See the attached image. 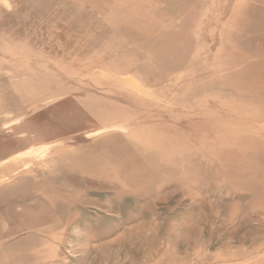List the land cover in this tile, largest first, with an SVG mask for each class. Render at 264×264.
I'll list each match as a JSON object with an SVG mask.
<instances>
[{"label":"rangeland","instance_id":"1","mask_svg":"<svg viewBox=\"0 0 264 264\" xmlns=\"http://www.w3.org/2000/svg\"><path fill=\"white\" fill-rule=\"evenodd\" d=\"M0 264H264V0H0Z\"/></svg>","mask_w":264,"mask_h":264},{"label":"bare ground","instance_id":"2","mask_svg":"<svg viewBox=\"0 0 264 264\" xmlns=\"http://www.w3.org/2000/svg\"><path fill=\"white\" fill-rule=\"evenodd\" d=\"M181 260H184V262L186 263V259H181Z\"/></svg>","mask_w":264,"mask_h":264}]
</instances>
